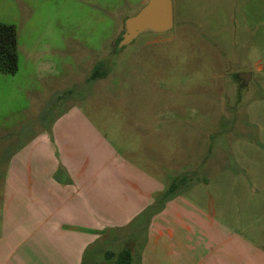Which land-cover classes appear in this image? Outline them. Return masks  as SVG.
I'll use <instances>...</instances> for the list:
<instances>
[{
  "label": "rangeland",
  "instance_id": "1",
  "mask_svg": "<svg viewBox=\"0 0 264 264\" xmlns=\"http://www.w3.org/2000/svg\"><path fill=\"white\" fill-rule=\"evenodd\" d=\"M172 1V31L117 50L125 19L146 0H0L19 55L17 74L0 73V180L11 156L71 106L108 126L143 111L166 116L184 128L201 180L264 177V0ZM238 181L228 182L233 206L263 207L264 182H251L247 199Z\"/></svg>",
  "mask_w": 264,
  "mask_h": 264
},
{
  "label": "crops",
  "instance_id": "2",
  "mask_svg": "<svg viewBox=\"0 0 264 264\" xmlns=\"http://www.w3.org/2000/svg\"><path fill=\"white\" fill-rule=\"evenodd\" d=\"M139 114L108 126L71 106L11 156L0 264H118L123 251L129 264H264V206L234 207L228 184L238 178L236 195L249 199L264 177L196 178L201 162L185 153L184 128Z\"/></svg>",
  "mask_w": 264,
  "mask_h": 264
},
{
  "label": "water",
  "instance_id": "3",
  "mask_svg": "<svg viewBox=\"0 0 264 264\" xmlns=\"http://www.w3.org/2000/svg\"><path fill=\"white\" fill-rule=\"evenodd\" d=\"M174 28V4L172 0H146L143 7L124 21V32L121 35L117 50L131 45L141 35L167 34ZM238 78L248 84L250 73H243Z\"/></svg>",
  "mask_w": 264,
  "mask_h": 264
},
{
  "label": "trees",
  "instance_id": "4",
  "mask_svg": "<svg viewBox=\"0 0 264 264\" xmlns=\"http://www.w3.org/2000/svg\"><path fill=\"white\" fill-rule=\"evenodd\" d=\"M18 70V28L14 24L0 23V73L15 75ZM97 77L99 75L94 73L92 79H96ZM186 180V176L175 180L163 198L171 197ZM131 260V253L123 251L120 254L118 264H129Z\"/></svg>",
  "mask_w": 264,
  "mask_h": 264
},
{
  "label": "flooded vegetation",
  "instance_id": "5",
  "mask_svg": "<svg viewBox=\"0 0 264 264\" xmlns=\"http://www.w3.org/2000/svg\"><path fill=\"white\" fill-rule=\"evenodd\" d=\"M243 82V81H242ZM243 84H244V82H243Z\"/></svg>",
  "mask_w": 264,
  "mask_h": 264
}]
</instances>
